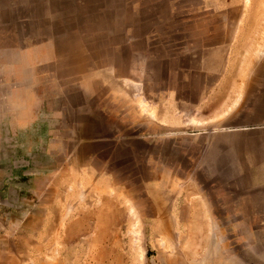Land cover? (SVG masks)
<instances>
[{"label": "rangeland", "instance_id": "obj_1", "mask_svg": "<svg viewBox=\"0 0 264 264\" xmlns=\"http://www.w3.org/2000/svg\"><path fill=\"white\" fill-rule=\"evenodd\" d=\"M0 264H264V0H0Z\"/></svg>", "mask_w": 264, "mask_h": 264}]
</instances>
